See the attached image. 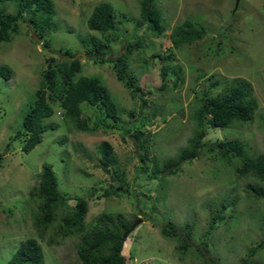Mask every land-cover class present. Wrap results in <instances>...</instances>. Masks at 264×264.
Instances as JSON below:
<instances>
[{
    "label": "rangeland",
    "instance_id": "1",
    "mask_svg": "<svg viewBox=\"0 0 264 264\" xmlns=\"http://www.w3.org/2000/svg\"><path fill=\"white\" fill-rule=\"evenodd\" d=\"M103 1L114 7V28L91 30L87 18ZM53 2V24L46 34L32 31L35 39L31 38L26 22L20 19L11 38L0 41V64L13 71L8 79L0 76V264H8L18 245L29 237L41 243L45 264H79V236L55 235L59 217L43 238L33 226L38 199L31 190L37 186L43 164L51 166L68 207L75 198L87 199L86 223L103 212L121 213L131 222L141 218L123 240L125 264H211L210 260L214 264H264V199L247 195L245 187L258 181L237 175L239 158L220 161L201 147L196 157L167 170L173 163L163 173L152 172L155 161L174 162L189 146L199 130L195 114L204 97L220 92L225 82L236 77L252 85L257 101L253 119L225 127L205 126L202 140L210 145L236 140L244 144L246 155L264 156V0H239L238 4L236 0H157L165 25L157 35L148 23H139L140 0ZM0 9L15 13L17 7L14 1L0 0ZM185 18L199 21L208 33L194 43L173 47L169 33ZM89 35L107 42L105 60L87 51L84 40ZM128 43L134 45L130 51ZM169 48L182 66L184 82L173 85L169 73L166 86L160 89L158 53ZM69 50L80 60L78 75L96 77L107 87L121 108L119 120L82 102L80 118L88 129L81 131L62 116L63 109L53 106V113L42 121L41 142L24 152L15 137L22 131L23 116L35 100L45 70L55 68L61 58H67L60 54L66 56ZM122 53L126 59L120 67L132 78V87L117 78L115 59ZM56 85L47 83L46 93L51 94ZM209 117L207 113L203 121ZM51 123L56 124L54 129L48 126ZM136 129L150 136L142 161L130 136ZM101 141L112 146L124 180H113L99 166ZM118 184L127 191L103 195L104 189ZM213 214L223 218L214 220ZM166 226L173 236L162 235L161 228Z\"/></svg>",
    "mask_w": 264,
    "mask_h": 264
},
{
    "label": "trees",
    "instance_id": "2",
    "mask_svg": "<svg viewBox=\"0 0 264 264\" xmlns=\"http://www.w3.org/2000/svg\"><path fill=\"white\" fill-rule=\"evenodd\" d=\"M17 7L15 13H5L0 9V41L9 40L14 31L17 30L18 20L26 22L30 33L32 31L39 34H46L48 28L53 24L55 6L53 0H11ZM139 15L140 24L148 23L151 31L157 35L164 32V18L161 9L157 5V0H140ZM116 22V13L110 2L103 1L97 4L89 17L87 26L91 30L108 31L114 28ZM208 31L199 21L185 18L179 24H176L169 33V40L173 47H179L184 44H191L203 39ZM142 39L136 42L140 44ZM84 42L89 45L87 51L93 52V56L99 60H105L103 52L108 47L107 42L102 41L95 35H89ZM44 42V46H48ZM134 45L128 43L127 51H130ZM49 47V46H48ZM61 58L55 68L48 67L43 73V80L40 82L35 92V100L29 110L25 112L22 119V131H19L15 137L21 140V150L29 152L36 144L41 142L42 133L45 126L42 121L53 113V106H59L63 109L65 118L74 122L75 128L81 131L87 130L88 126L85 120L80 118L81 103L87 102V105L96 106L102 109L105 115L115 121L119 120L120 109L118 104L113 101L108 89L96 77L78 75L81 70V63L78 57L70 50L68 54H60ZM162 63L160 66V77L162 79L160 89L166 86L165 77L171 73L174 81L173 85L182 84L184 76L182 75V66L177 63L174 52L169 48L168 52L159 54ZM126 54L122 53L116 57L114 65L117 71V78L124 81L125 86L132 87V78L124 73L120 63H124ZM13 75L12 69L0 64V76L5 79ZM47 83H57L55 90L51 94L45 91ZM215 84V83H214ZM251 83L242 78L236 77L225 82L216 94L206 95L203 103L197 108L195 114L196 125L199 130L191 138L190 144L184 148L177 159L165 161L162 164L154 162L152 172H165L164 169L171 164L175 166L181 161L191 159L197 156L198 149L204 147L206 151L217 155L219 160L232 157L235 161L241 160L239 165L235 166V171L239 177L252 176L257 179V184H249L245 187L247 195L253 198L264 199V156L246 155L247 152L243 143L236 140H222L215 145L206 144L202 138L205 133V126L225 127L237 122L249 123L257 109V101L252 94ZM132 91V90H131ZM49 101V102H48ZM143 99V102H146ZM210 117L205 123L204 116ZM156 115V110L152 116ZM51 129L56 124L48 125ZM131 138L136 144L138 157L142 161L149 151L150 136L144 131L136 129L131 132ZM99 153V166L117 179L124 180V173H120L116 165V157L112 146L107 141H101L97 146ZM233 159V160H234ZM145 166H148L145 164ZM175 169V168H174ZM172 169V171L174 170ZM32 190L33 198L38 199L37 208L33 214V226L37 231L38 237L43 238L44 233L59 217L61 222L55 228V235L77 234L79 243L76 247V254L79 264H125V257L122 254L123 240L122 234L132 223L121 213L103 212L94 217L88 223L85 222V216L88 211V201L86 198H75L72 207L67 206V198L61 195L57 190V178L51 166L43 164L40 178ZM120 191H127V187L118 184L113 189H104L103 195H118ZM233 200L232 202H234ZM226 207V203L222 204ZM59 209L63 210L60 214ZM66 210V211H64ZM223 216L213 214V219H221ZM162 235L173 236V232L168 226L161 228ZM52 241V239H50ZM210 260V259H209ZM211 264H214L210 260ZM8 264H45L44 254L41 243L35 237H29L23 240L12 255Z\"/></svg>",
    "mask_w": 264,
    "mask_h": 264
},
{
    "label": "water",
    "instance_id": "3",
    "mask_svg": "<svg viewBox=\"0 0 264 264\" xmlns=\"http://www.w3.org/2000/svg\"><path fill=\"white\" fill-rule=\"evenodd\" d=\"M238 1H239V0H236V4H238ZM31 37H33V35H31ZM37 41H38V40H37ZM38 42H39V41H38ZM174 166H175V165H172L171 167L167 168V170L171 169V168L174 167ZM140 221H141V218H140V217H139V218H136V219L130 224L129 228L123 232L121 239H124V238L126 237V235H127L130 231H132V230L135 228V226H136Z\"/></svg>",
    "mask_w": 264,
    "mask_h": 264
},
{
    "label": "clouds",
    "instance_id": "4",
    "mask_svg": "<svg viewBox=\"0 0 264 264\" xmlns=\"http://www.w3.org/2000/svg\"><path fill=\"white\" fill-rule=\"evenodd\" d=\"M31 35H32V33H30ZM31 38H34L35 39V37L33 36V37H31ZM39 41V40H38ZM40 42V41H39ZM167 171V170H166Z\"/></svg>",
    "mask_w": 264,
    "mask_h": 264
}]
</instances>
